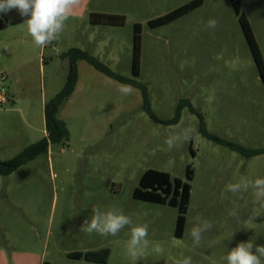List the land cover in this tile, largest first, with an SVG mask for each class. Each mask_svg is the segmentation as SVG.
Returning a JSON list of instances; mask_svg holds the SVG:
<instances>
[{
	"label": "rangeland",
	"instance_id": "1",
	"mask_svg": "<svg viewBox=\"0 0 264 264\" xmlns=\"http://www.w3.org/2000/svg\"><path fill=\"white\" fill-rule=\"evenodd\" d=\"M191 0H82L59 39L35 45L22 23L0 30V160L46 138L43 108L62 88L68 60L78 49L113 73L146 88L151 112L173 118L186 99L204 129L247 149L264 150V85L230 0L202 5L168 24L148 22ZM264 60V0H239ZM90 13L121 15V26L91 24ZM210 19L216 28L208 27ZM140 25L139 75L131 74L133 25ZM72 93L57 117L67 130L64 145H49L7 176H0V264H226V252L253 239L264 245V207L252 189L241 194L226 185L264 178V152L245 157L204 137L200 120L183 107L175 124L154 122L143 108L141 90L124 86L76 62ZM181 140L169 148L167 139ZM187 136V139H183ZM193 151L194 156L190 151ZM192 169L183 234L174 236L177 209L132 198L147 169L185 179ZM119 208L133 225L147 223L150 245L138 260L127 253L131 226L116 237L81 230L92 208ZM235 210L237 217L229 215ZM255 216L252 225L243 223ZM239 217V218H238ZM212 222L202 247L194 248L190 228ZM160 243L164 249L156 253ZM108 249L105 263L70 258L74 252Z\"/></svg>",
	"mask_w": 264,
	"mask_h": 264
},
{
	"label": "trees",
	"instance_id": "2",
	"mask_svg": "<svg viewBox=\"0 0 264 264\" xmlns=\"http://www.w3.org/2000/svg\"><path fill=\"white\" fill-rule=\"evenodd\" d=\"M231 6L238 18V22L243 32L246 44L252 56L254 65L258 71L261 82L264 85V60L262 58L260 49L249 25L248 20L244 13L240 10L239 0H230ZM203 0H191L188 3L166 13L163 16L152 19L148 22L150 28H156L187 14L188 12L196 9L202 5ZM27 17H21L16 10L7 13H0V30L8 26L18 25L23 23ZM89 20L91 24L108 25V26H121L124 23V18L121 15H110L102 13H90ZM63 58L68 60L67 73L64 79L61 90L47 103L43 108L44 127L47 137L41 141L27 146L18 155L7 161L0 160V176H7L14 172L18 167L25 164L27 161L35 158L41 153H46L49 145L60 144L64 145L67 141V130L64 123L57 117L59 106L65 101L72 93L77 79L76 62L83 60L92 66L96 71L104 74L110 79L119 83L127 84L141 90L143 99V108L148 116L156 123L161 124H175L179 119V113L183 107L195 113L200 120V133L216 144L226 146L227 148L238 152L245 157H251L264 152L263 149H247L236 143L224 140L214 134L206 132L202 116L195 111L188 100H180L175 109V114L170 120L158 119L150 110L149 102L147 99L146 88L141 83L122 77L113 73L106 66L100 63L95 57L86 52L78 49H70ZM132 65L131 74L134 77L139 75V62H140V25H133L132 37ZM191 155L194 156L191 150ZM192 180V169L190 166L185 168V179L171 178L167 172H162L154 169L145 170L139 180L138 187L132 192V198L138 201L148 202L152 204L168 205L177 209V216L175 219L174 236L180 238L183 234L185 224V214L190 197V181ZM109 256L108 249H101L93 252H80L70 253L68 257L80 259L95 263H105ZM42 264H49L44 261Z\"/></svg>",
	"mask_w": 264,
	"mask_h": 264
},
{
	"label": "clouds",
	"instance_id": "3",
	"mask_svg": "<svg viewBox=\"0 0 264 264\" xmlns=\"http://www.w3.org/2000/svg\"><path fill=\"white\" fill-rule=\"evenodd\" d=\"M81 2L82 0H0V13L16 10L21 17H27L22 25L26 26L27 33L35 45L44 48L59 39L65 30L67 21L81 6ZM217 24L215 19L208 21L210 28H216ZM124 89L127 92L132 91L130 85L124 86ZM183 139L186 140L187 136H184ZM180 140V136H172L167 139L166 143L171 149ZM249 189L254 192V203L264 207V178L253 180L247 176H241L239 181L226 185L228 192L240 193L241 199H243L242 194ZM91 211V218L85 220L81 227L84 232L88 234L95 232L104 237H116L126 226H131L130 238L127 241L128 255L133 260H138L143 254V250L149 247L151 242L148 239L149 225L147 223L133 225L131 217L115 207L104 209L100 205H96ZM229 215L237 217V212L230 211ZM255 218V216H248L246 220H243V223L252 225ZM212 228V222L205 218H201L190 228L189 235L194 248L202 247L204 233ZM154 251L162 253L164 249L160 243H156ZM224 260L226 264H264V245L255 246L253 239L239 242L226 252ZM175 264H193V260L190 256L184 257L176 260Z\"/></svg>",
	"mask_w": 264,
	"mask_h": 264
},
{
	"label": "built area",
	"instance_id": "4",
	"mask_svg": "<svg viewBox=\"0 0 264 264\" xmlns=\"http://www.w3.org/2000/svg\"><path fill=\"white\" fill-rule=\"evenodd\" d=\"M5 103V95L0 92V104Z\"/></svg>",
	"mask_w": 264,
	"mask_h": 264
}]
</instances>
